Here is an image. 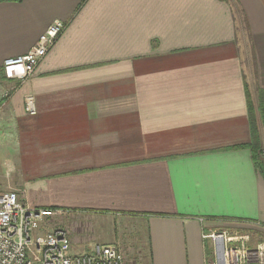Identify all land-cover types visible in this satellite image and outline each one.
Listing matches in <instances>:
<instances>
[{
    "label": "crops",
    "instance_id": "1",
    "mask_svg": "<svg viewBox=\"0 0 264 264\" xmlns=\"http://www.w3.org/2000/svg\"><path fill=\"white\" fill-rule=\"evenodd\" d=\"M55 21L65 31L31 79L6 81L4 61ZM3 91L2 188L56 211L42 232L64 229L72 254L207 264L208 231L264 239V179L241 148L249 94L264 103V0H0Z\"/></svg>",
    "mask_w": 264,
    "mask_h": 264
},
{
    "label": "built area",
    "instance_id": "2",
    "mask_svg": "<svg viewBox=\"0 0 264 264\" xmlns=\"http://www.w3.org/2000/svg\"><path fill=\"white\" fill-rule=\"evenodd\" d=\"M65 28L64 23L55 21L27 54L5 60L4 79L18 84L30 80ZM10 96V91L0 92V110ZM25 111L36 114L34 97L25 99ZM56 214L48 208L27 207L17 192L3 190L0 183V264H123L115 246H98L92 253L74 255L64 229L42 232ZM203 239L213 243L214 258L207 264H264V242L254 248L234 246L230 242L244 243L249 237L227 238L226 233L215 231L204 233Z\"/></svg>",
    "mask_w": 264,
    "mask_h": 264
},
{
    "label": "trees",
    "instance_id": "3",
    "mask_svg": "<svg viewBox=\"0 0 264 264\" xmlns=\"http://www.w3.org/2000/svg\"><path fill=\"white\" fill-rule=\"evenodd\" d=\"M1 1H21V0H1ZM228 1V0H226ZM249 117H250V125L252 132V141L249 145L241 147V148H249L252 152V156L255 162V166L257 171L264 179V163L260 159L263 154L264 143L261 140V132H260V124L263 128V137H264V103L261 100L258 108L256 109L253 101L251 100L249 94Z\"/></svg>",
    "mask_w": 264,
    "mask_h": 264
},
{
    "label": "rangeland",
    "instance_id": "4",
    "mask_svg": "<svg viewBox=\"0 0 264 264\" xmlns=\"http://www.w3.org/2000/svg\"><path fill=\"white\" fill-rule=\"evenodd\" d=\"M243 34H241L242 37ZM242 50L244 49V45L241 47ZM244 53V52H243ZM243 61H244V57H243ZM245 69L247 70V65H248V61L245 60ZM243 62V63H244ZM263 154H264V149H263ZM263 163H264V155L261 156L260 158ZM9 191H11L10 189H8ZM15 192V191H13ZM215 232L217 233H226L227 234V238H242V237H249L248 241H244V243L242 241L240 242H230V244H233L234 246H245L246 248H254L256 247L259 243L264 242L263 237H261V235H259L258 230L254 227H248L244 224H240V225H234L231 227H226L224 229H220V230H215ZM229 244V245H230Z\"/></svg>",
    "mask_w": 264,
    "mask_h": 264
}]
</instances>
